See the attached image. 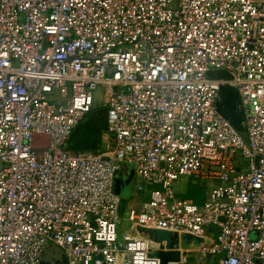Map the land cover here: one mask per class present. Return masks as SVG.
<instances>
[{
	"label": "built area",
	"instance_id": "obj_1",
	"mask_svg": "<svg viewBox=\"0 0 264 264\" xmlns=\"http://www.w3.org/2000/svg\"><path fill=\"white\" fill-rule=\"evenodd\" d=\"M221 84L249 147L216 111ZM94 108L103 147L69 150ZM135 224L211 241L170 264H264V0H0V264H39L47 242L67 264H158Z\"/></svg>",
	"mask_w": 264,
	"mask_h": 264
},
{
	"label": "water",
	"instance_id": "obj_2",
	"mask_svg": "<svg viewBox=\"0 0 264 264\" xmlns=\"http://www.w3.org/2000/svg\"><path fill=\"white\" fill-rule=\"evenodd\" d=\"M207 75L213 80H229L231 78L227 72L220 70L209 71ZM98 104L100 105L101 102L99 101ZM215 106L217 113L229 123L236 135L249 147L245 114L237 87L235 85L221 84L217 92ZM88 128L87 137L91 143L87 140L83 143L82 149H88L96 153L101 135L107 131L106 111L96 126L93 123ZM103 160L107 161L108 157H104ZM254 161L255 166H257L258 157ZM119 171H121L123 189L122 194H118L121 197L119 214H122L125 208L126 198L130 193L134 170L132 165L123 164ZM132 234L142 238L147 242V245L152 247L148 254L150 257L155 258L158 264L179 262L182 251H193L202 243L208 246L211 242L209 239L198 237L191 233L149 228L137 224L133 225ZM39 264H67V261L63 252L58 247L47 242L44 245Z\"/></svg>",
	"mask_w": 264,
	"mask_h": 264
},
{
	"label": "rangeland",
	"instance_id": "obj_3",
	"mask_svg": "<svg viewBox=\"0 0 264 264\" xmlns=\"http://www.w3.org/2000/svg\"><path fill=\"white\" fill-rule=\"evenodd\" d=\"M105 111H106L105 108L92 109L81 121L80 123L81 125L79 124L80 127L74 131V133L72 134V138L79 136L82 140H84V138H86L85 135L87 136V133L89 131V128H88L89 125L95 123V126H96L98 122L103 118ZM102 138H103V135H101L97 148L103 147L104 143L102 142ZM38 156H40V152L38 153ZM189 189L198 190V194L197 193L196 194L199 195L201 200L203 199V197L206 195V192L208 191V187L206 186L200 187L198 184L196 185L188 184L185 189V192H188ZM114 192L117 194H122L123 192L122 183H121V171L116 173L115 180H114ZM151 248H152L151 246L148 247V252L151 250ZM186 259H188L187 264H193L190 253L188 254V256H186Z\"/></svg>",
	"mask_w": 264,
	"mask_h": 264
},
{
	"label": "trees",
	"instance_id": "obj_4",
	"mask_svg": "<svg viewBox=\"0 0 264 264\" xmlns=\"http://www.w3.org/2000/svg\"><path fill=\"white\" fill-rule=\"evenodd\" d=\"M81 125V124H80ZM80 125H78L76 128H75V130L77 129V128H79L80 127ZM85 137L86 138H84V141H83V143H85L87 140H88V142L89 143H91L90 141H89V138L85 135ZM44 138H45V136H42V135H34V137H33V146L34 147H37V148H41V147H44V146H46L47 145V142H48V139L45 141L44 140ZM83 143L81 144V146H83ZM99 144V143H98ZM98 146V145H97ZM83 150H88V149H84L83 148ZM198 194V190H190L189 189V191L188 192H186L185 194H183L182 195V197H185V198H191V199H193L196 203H200V201H201V198L199 197V195H197Z\"/></svg>",
	"mask_w": 264,
	"mask_h": 264
},
{
	"label": "crops",
	"instance_id": "obj_5",
	"mask_svg": "<svg viewBox=\"0 0 264 264\" xmlns=\"http://www.w3.org/2000/svg\"><path fill=\"white\" fill-rule=\"evenodd\" d=\"M74 131L71 133V135L69 137V140L67 143V148L71 151L83 150L81 144L83 143L84 140H82L79 136L72 138V134L74 133ZM44 140L46 141L47 138L45 137Z\"/></svg>",
	"mask_w": 264,
	"mask_h": 264
}]
</instances>
